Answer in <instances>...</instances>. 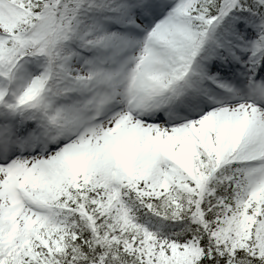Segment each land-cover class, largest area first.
Returning <instances> with one entry per match:
<instances>
[{"label":"snow or ice","instance_id":"snow-or-ice-1","mask_svg":"<svg viewBox=\"0 0 264 264\" xmlns=\"http://www.w3.org/2000/svg\"><path fill=\"white\" fill-rule=\"evenodd\" d=\"M0 264H264V0H0Z\"/></svg>","mask_w":264,"mask_h":264}]
</instances>
